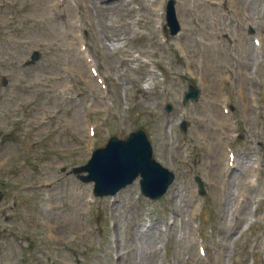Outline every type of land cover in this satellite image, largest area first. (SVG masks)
<instances>
[{
  "label": "rangeland",
  "instance_id": "1",
  "mask_svg": "<svg viewBox=\"0 0 264 264\" xmlns=\"http://www.w3.org/2000/svg\"><path fill=\"white\" fill-rule=\"evenodd\" d=\"M81 1L84 16L53 0H0V264H264V204L252 202L263 183L245 186L252 164L264 182V0H175V35L167 0H135L136 17L118 0ZM81 18L104 89L74 48L70 29ZM35 48L40 59L25 66ZM188 83L200 94L183 105ZM138 127L175 173L166 195L150 201L136 178L113 196H94L71 168L110 135ZM223 142L236 151L229 174Z\"/></svg>",
  "mask_w": 264,
  "mask_h": 264
},
{
  "label": "water",
  "instance_id": "2",
  "mask_svg": "<svg viewBox=\"0 0 264 264\" xmlns=\"http://www.w3.org/2000/svg\"><path fill=\"white\" fill-rule=\"evenodd\" d=\"M84 180H94L98 195L115 193L141 176L142 191L151 196L162 195L173 175L151 157V145L145 133L139 129L125 139L111 136L105 147L98 148L86 166Z\"/></svg>",
  "mask_w": 264,
  "mask_h": 264
},
{
  "label": "bare ground",
  "instance_id": "3",
  "mask_svg": "<svg viewBox=\"0 0 264 264\" xmlns=\"http://www.w3.org/2000/svg\"><path fill=\"white\" fill-rule=\"evenodd\" d=\"M134 59H135V58H134ZM134 59H133V60H134Z\"/></svg>",
  "mask_w": 264,
  "mask_h": 264
}]
</instances>
